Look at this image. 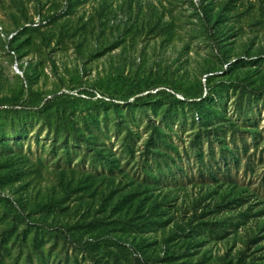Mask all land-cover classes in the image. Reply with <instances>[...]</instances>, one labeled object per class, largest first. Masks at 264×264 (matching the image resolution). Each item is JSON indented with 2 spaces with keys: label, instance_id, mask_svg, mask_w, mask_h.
<instances>
[{
  "label": "rangeland",
  "instance_id": "obj_1",
  "mask_svg": "<svg viewBox=\"0 0 264 264\" xmlns=\"http://www.w3.org/2000/svg\"><path fill=\"white\" fill-rule=\"evenodd\" d=\"M0 26V264H264V0H0ZM199 130L246 139L236 178H167Z\"/></svg>",
  "mask_w": 264,
  "mask_h": 264
},
{
  "label": "trees",
  "instance_id": "obj_2",
  "mask_svg": "<svg viewBox=\"0 0 264 264\" xmlns=\"http://www.w3.org/2000/svg\"><path fill=\"white\" fill-rule=\"evenodd\" d=\"M203 100V99H202ZM199 101H190L192 103L191 105L193 108L201 102ZM196 104V105H195ZM259 104V101L256 99L252 101L251 98H249L247 101H240L235 106V111L237 112L239 119L246 122L247 120H250L254 110L257 108ZM199 109V108H198ZM202 118L197 115V123H201ZM111 127L115 129V132L118 134L120 132L121 124L117 119H112L110 121ZM196 123V124H197ZM195 124V121L194 123ZM196 124L194 126H196ZM223 133H220L217 130H211V131H198L197 134L191 139V144L193 146V149H191L189 152H186L185 158L186 161L184 162V159H180L183 164L185 165V169L182 170V172H175L169 171L167 178H172L171 180H186V179H211V180H217V179H230L239 175V168H240V162L242 159L251 160L253 155H248L244 150L239 149L238 145V139H240L241 143H245L246 139L237 133H232L230 135V140L233 141V145L230 149H227L222 144L224 143L223 139H221ZM129 139V136H125L123 138V141L121 144L127 146L125 150L122 152L121 159H124V156H128V159L124 162V167H127L130 163L133 157L135 156L136 150H134L129 143L126 141ZM152 141H154V147L158 148L159 150L164 141H161L155 138H152ZM229 142V141H228ZM227 142V144H228ZM207 145V149H204V146ZM146 155V159L152 163V161L156 164V171L157 173H160L161 168L164 166L162 163H159L162 159H156L155 157L159 155V153L155 152H149ZM147 164V163H146ZM148 166V165H147ZM168 166L166 165L165 168ZM165 175H163L164 178ZM144 182H146V177L144 179ZM174 182V181H173Z\"/></svg>",
  "mask_w": 264,
  "mask_h": 264
},
{
  "label": "built area",
  "instance_id": "obj_3",
  "mask_svg": "<svg viewBox=\"0 0 264 264\" xmlns=\"http://www.w3.org/2000/svg\"><path fill=\"white\" fill-rule=\"evenodd\" d=\"M38 25H40V19H39V18H36V19H35L34 26H38ZM0 34H1V36L4 37V38H9V39H11V38H13V37L17 34V32L15 31V32L8 33V32H6V31H4V29H3L2 26H0ZM10 53H11V54L13 55V57L15 58V60H14V67H15V69H16L18 72L23 73L22 69H23L24 64H23L22 60H20V59L18 58V55H17L16 51L12 50Z\"/></svg>",
  "mask_w": 264,
  "mask_h": 264
}]
</instances>
